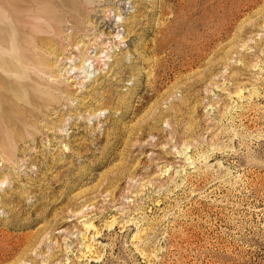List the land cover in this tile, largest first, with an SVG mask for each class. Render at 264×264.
Segmentation results:
<instances>
[{
    "label": "rangeland",
    "instance_id": "obj_1",
    "mask_svg": "<svg viewBox=\"0 0 264 264\" xmlns=\"http://www.w3.org/2000/svg\"><path fill=\"white\" fill-rule=\"evenodd\" d=\"M225 1L0 0V264H264V0Z\"/></svg>",
    "mask_w": 264,
    "mask_h": 264
},
{
    "label": "bare ground",
    "instance_id": "obj_2",
    "mask_svg": "<svg viewBox=\"0 0 264 264\" xmlns=\"http://www.w3.org/2000/svg\"><path fill=\"white\" fill-rule=\"evenodd\" d=\"M219 1H224V0H219ZM237 1L238 0H231V1H228V2H226L225 1V5H230V6H235L236 4H237ZM214 2L216 3V0H212V4H214ZM223 4L222 5H224V2H222ZM220 4V3H219ZM224 5V6H225ZM221 7V6H220ZM165 13V12H164ZM236 15V13L234 12V10H230V11H228V14L227 15H223V16H221V17H225V18H233L234 16ZM167 32V31H166Z\"/></svg>",
    "mask_w": 264,
    "mask_h": 264
}]
</instances>
